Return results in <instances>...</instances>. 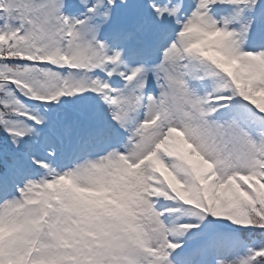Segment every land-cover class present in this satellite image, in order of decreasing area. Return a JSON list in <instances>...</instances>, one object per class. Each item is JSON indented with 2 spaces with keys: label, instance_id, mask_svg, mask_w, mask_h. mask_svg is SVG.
Masks as SVG:
<instances>
[{
  "label": "rangeland",
  "instance_id": "obj_1",
  "mask_svg": "<svg viewBox=\"0 0 264 264\" xmlns=\"http://www.w3.org/2000/svg\"><path fill=\"white\" fill-rule=\"evenodd\" d=\"M93 1L80 0L73 5L72 0H51V4H47V10L52 7L62 8L64 16L74 21L71 26L74 33L78 31L85 13L93 14L89 15L87 31L81 36L82 42L86 36H89V44L90 39L95 36L103 39V59L112 58L113 62L112 67H109L113 71L140 72L143 80L135 95L122 91L110 102L103 100L104 98H95L90 102L87 100L86 116L93 120L92 124L81 120L71 126L65 122L69 132L73 128L71 138L74 139L75 150L84 146L78 145L82 138L94 135L96 131L101 132L106 122H113L117 126L136 123L138 108L143 102L146 114L140 127L132 129L130 140L123 147L118 149L111 142H104L101 150L93 151L81 159L75 168L63 170L60 185L69 181L82 194L77 195L81 196L77 198L78 201H72L70 209L73 211V218L63 227V233L68 235L72 230H78V234L83 236L86 232H94L107 244L100 257L109 262L118 257L117 260L124 259L122 261L133 264H172L170 255L178 254L180 257L187 256L185 264H204L203 249L196 245L197 235L193 231L206 219L190 207L175 202L170 192L174 189L188 202L203 208L202 205L207 203L205 199L210 197L207 183H212L211 190L219 191L216 196L218 206L226 212L236 201L239 192L243 191L236 175L245 174L247 179L250 173L255 175L259 164L264 162L263 126L246 124L248 127L239 128V121L251 111L247 105L239 104L228 117L213 120V116L228 112L236 98L232 97L231 88L202 59L204 56L206 58L203 50L213 45H206V42L219 43L228 34L235 47L247 49L234 41L242 30L233 26V21L240 17L238 9H225L222 14V6L225 8L230 1L218 0L216 3L220 4L221 10L215 14L206 6L208 1H200L196 13L187 21V26L183 27L166 52L164 63L156 68L151 64L141 63L134 52L142 51L144 47L127 34L126 27L112 23L111 17L101 5L95 9ZM157 2L161 11L155 15L163 22L172 19L185 0ZM147 11L153 13L152 9ZM97 15L100 18L94 19ZM47 22V18H44V23L49 25L53 36L59 22ZM188 30L192 31L190 38L184 36ZM205 34L211 35L212 39H206ZM194 41L201 48V55L196 52L197 48H189ZM74 52L79 53L76 49ZM258 52L264 59V47ZM90 58L97 63L103 62L102 57L94 51ZM80 59L77 57L76 62ZM184 59L191 61L190 70L183 76L181 62ZM100 66L107 67L104 63ZM259 71L262 74L255 77L254 86L245 97L248 101L262 102L264 105V68ZM63 74L61 71L55 72L52 93L49 84L52 74L49 78L44 77V83L36 82L44 91L43 96H57L58 89L65 87L55 86L56 82H62ZM76 75H67L68 90L76 86V83L82 89L98 85V79L93 74L86 73L80 81H75ZM239 93L244 94L245 90L242 89ZM214 99L227 101L219 105L213 103ZM20 121L22 120L18 119L12 127L21 131L28 130L23 134H35L39 141L45 139L37 126L27 127L20 124ZM47 124L50 125L49 122ZM174 128L184 129L190 136V141L196 143L197 149L188 150V145L177 139ZM46 144L52 148L50 140ZM196 151L201 152L202 156L197 155ZM37 157L36 154L32 158L36 161ZM209 161L216 165V172L210 171ZM192 173L202 179L203 189ZM163 179L168 180L170 188L163 184ZM43 184L42 179L29 181L20 197L7 199L0 195V264H7L9 261L13 264H26V254L33 239L25 233V228L36 230L38 226ZM57 234L59 237L58 230ZM84 244L85 242H80V250L84 249ZM262 249L264 243L247 248L235 247L234 250L231 245L220 246L217 264H253L248 259L249 254ZM39 252L38 259L41 262L38 263L51 264L54 254L46 244L41 245ZM144 254L149 258L140 260Z\"/></svg>",
  "mask_w": 264,
  "mask_h": 264
},
{
  "label": "trees",
  "instance_id": "obj_2",
  "mask_svg": "<svg viewBox=\"0 0 264 264\" xmlns=\"http://www.w3.org/2000/svg\"><path fill=\"white\" fill-rule=\"evenodd\" d=\"M6 92L8 93V92H9V90L7 89V90H6ZM260 234H261V233H260Z\"/></svg>",
  "mask_w": 264,
  "mask_h": 264
}]
</instances>
